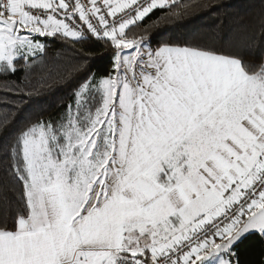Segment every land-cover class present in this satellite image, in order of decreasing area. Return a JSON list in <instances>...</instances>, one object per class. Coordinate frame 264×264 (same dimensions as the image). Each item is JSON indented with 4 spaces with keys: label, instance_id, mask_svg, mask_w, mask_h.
<instances>
[{
    "label": "snow or ice",
    "instance_id": "snow-or-ice-1",
    "mask_svg": "<svg viewBox=\"0 0 264 264\" xmlns=\"http://www.w3.org/2000/svg\"><path fill=\"white\" fill-rule=\"evenodd\" d=\"M207 6L0 0V76L24 72L0 83V264H242L264 241V16L220 43L129 35ZM40 38L102 42L110 67H49ZM53 82L56 114L22 116Z\"/></svg>",
    "mask_w": 264,
    "mask_h": 264
},
{
    "label": "trees",
    "instance_id": "trees-1",
    "mask_svg": "<svg viewBox=\"0 0 264 264\" xmlns=\"http://www.w3.org/2000/svg\"><path fill=\"white\" fill-rule=\"evenodd\" d=\"M207 7L190 12L189 14L170 21H157L162 16L161 10L150 14L139 27H133L129 35L133 33L150 36L153 47L165 43H220L226 41L229 36L241 26L256 27L259 31L261 17L264 16V0H204ZM157 21L156 23H153ZM147 27L148 32L142 33ZM46 44L45 62L49 67L53 64L66 61L81 62L77 51L84 49L91 54L87 62V71L102 73L110 67L111 51L106 50L102 42L85 40L82 44L75 45L77 51H73L70 45L62 43L58 39L40 38ZM24 76V72H17L15 76H0L3 81L17 82ZM67 86L53 82L50 89H46L40 96L34 97L27 105L22 116L30 113H39L45 116H54L59 110L60 100L67 94ZM16 97L5 95L0 91V109ZM242 264H260L264 258V241L258 236H248L243 239L237 248Z\"/></svg>",
    "mask_w": 264,
    "mask_h": 264
},
{
    "label": "water",
    "instance_id": "water-1",
    "mask_svg": "<svg viewBox=\"0 0 264 264\" xmlns=\"http://www.w3.org/2000/svg\"><path fill=\"white\" fill-rule=\"evenodd\" d=\"M242 240H243V239H242ZM242 240H241V241H242ZM241 241H240V242H241ZM240 242H239V243H240Z\"/></svg>",
    "mask_w": 264,
    "mask_h": 264
}]
</instances>
